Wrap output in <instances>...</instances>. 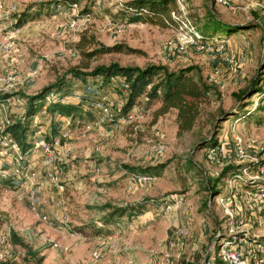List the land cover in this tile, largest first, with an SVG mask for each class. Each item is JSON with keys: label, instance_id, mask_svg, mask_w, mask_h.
Masks as SVG:
<instances>
[{"label": "rangeland", "instance_id": "obj_1", "mask_svg": "<svg viewBox=\"0 0 264 264\" xmlns=\"http://www.w3.org/2000/svg\"><path fill=\"white\" fill-rule=\"evenodd\" d=\"M66 1L77 2L79 6L75 29L59 28L72 15L66 3L57 7L55 0H11L16 9L1 19L3 33L18 32L13 39L14 51L0 56V74L15 71L20 81L17 94L24 97L25 106L27 94L54 82L68 68L85 62L86 58L80 50L93 49L99 52L89 60V70L113 62L120 66L139 67L156 64L172 70L196 66L202 77L218 88L220 95L212 97L206 105L198 127L183 135L177 134L174 110L155 118L153 112L157 105L146 106L144 101L130 109L131 118L114 119L102 128L92 125L99 115L95 111L93 116L83 117L80 122L75 119L69 126L67 141L59 138L65 125L63 117L47 119L41 115L39 121L46 129V141L54 148L68 143L70 149L66 157L55 164V168L43 163V154L36 150V158L29 170L34 174L31 179H0V237L8 235L12 253L6 263L156 264L155 259L161 257L174 230L185 227L189 235L182 250L181 264H185L184 258L187 257L193 258L192 264H203L207 250L209 252L216 245L217 237L223 235L222 230L225 231L219 197H224L245 218L244 227L248 234L244 248L257 255L253 245L259 242L264 245V208L251 203L249 196L264 188V174L257 175L253 180L248 178V174L255 175L256 166L264 165V118L237 121L230 115V108L239 105L234 94L243 90L253 76L264 70V0H253V6L237 11L214 4L213 0H185V11L200 18L206 5L215 6L226 21L258 18L253 22H258L261 28L253 25L227 34L224 27L217 34L239 40L243 53L232 55L231 40H228L225 53L217 52L220 58H228L226 62L229 65L221 66L222 70L212 64L215 50L199 52L189 47L185 54L166 52L167 44L180 38L178 32L142 22L126 23L121 15H117L118 6L124 0ZM19 19L22 24L17 26ZM82 35L86 42L78 48ZM113 46H121V49L105 50ZM238 57L243 64L234 69ZM34 67L37 68L35 76L31 75ZM100 91L108 97L119 96L111 86ZM74 93L71 90L69 95ZM263 94L252 93L246 99L243 96L241 100L246 105L240 113L254 110L262 104ZM220 110H227L230 118L218 125ZM9 116L15 120L16 116H21V111ZM215 133H218L217 144L222 141L230 149L235 134L244 139L254 138L263 149L249 151L252 162L237 160L232 154L221 164L210 162L206 156L208 148H200L199 140ZM31 141L34 139L29 135L28 143ZM158 142H164V151L162 154L151 153ZM159 165L164 167L158 175L141 174L126 168ZM245 167L247 171H243ZM54 171L60 183L64 184L62 192H58L49 180L48 172ZM135 175H149L152 179L135 183L132 179ZM130 184L133 189H129ZM210 186L217 191L212 193ZM31 190L35 191L33 195ZM165 195H177L179 202L172 201L169 210L161 211L155 201ZM57 199L62 200L67 219L65 223L50 224L40 216L51 215ZM136 202L147 203V213L134 219V230L115 239L103 261L92 260V248L100 237L106 236L96 235L91 230L93 225L100 226L104 211L99 207ZM129 220L126 216L122 218V223L117 219L116 226H125ZM110 228L112 233L114 229ZM12 231L24 245L14 242ZM140 242L145 244L144 248L138 245ZM123 245L128 248H121ZM176 255L173 254V264H176Z\"/></svg>", "mask_w": 264, "mask_h": 264}, {"label": "trees", "instance_id": "obj_2", "mask_svg": "<svg viewBox=\"0 0 264 264\" xmlns=\"http://www.w3.org/2000/svg\"><path fill=\"white\" fill-rule=\"evenodd\" d=\"M55 1L68 4L66 0ZM213 2L216 4L215 0ZM117 11V15H121L126 23L142 22L160 28H171L176 31L182 20L187 18L200 32L203 41H211L214 38L227 39V36L217 35L224 27L227 29V34L237 30L248 29L253 25L261 28L258 22H253L254 19H258L254 17L243 21H226L217 12L215 6L210 8L209 5H206L201 18L193 16L185 10H180L178 0H124L119 4ZM21 24L22 20H17L16 25L20 26ZM262 29L264 30V27ZM85 42V36L82 35V42L78 45V48L84 46ZM120 47L113 46L105 50H120ZM80 52L86 58V61L80 65L68 68L54 82L44 86L40 90L27 94L28 102L24 107L23 113L21 116H16L17 119L13 120L11 126L7 128L24 150L30 148L28 136L30 135L32 118L42 108L46 110L44 118L47 119L58 116L71 117L75 120L93 116V111L85 106L88 98L86 88L89 86H95L98 89L111 86L113 91L123 101L120 115L130 111L140 101H144L146 106H150L151 104L157 105L153 112L155 118L174 110L178 135H183L196 129L206 111V105L211 102L212 97L220 95L218 88L214 84L207 82L206 78L200 74V69L196 66H184L172 70L167 66L156 64L139 67L120 66L113 62L107 65H98L89 70V60L99 50H80ZM112 77H117L118 79L115 86H112ZM122 81L128 84L125 93L119 86V83ZM74 84H78L77 89L82 92L79 100L71 98L66 102H62L61 99L71 93ZM49 92H53L54 97L47 103L45 99ZM263 92L264 70H260L243 90L234 94L236 102H239V105L231 107V110L229 109L231 111L230 115L234 116V119L237 121L260 120L264 118V94L262 104L257 105L254 110L247 109L243 113H240L243 105H246L241 100L243 96L246 99L252 93ZM226 112L227 110L219 111L218 125L223 120L230 118ZM217 138L218 133L213 134L209 138H201L199 140L200 148L215 147L217 145ZM161 167H164V165L145 168L126 166V168L133 171H140L141 174L149 173L150 175H158ZM227 170L228 167L223 172L225 173ZM210 189L212 193L217 191L214 186H210ZM146 207L147 203L145 202L127 203L121 206L104 204L99 207L104 211L100 218V226L93 225L91 226V230L96 235H107L111 233L110 227L118 223L117 219H119V222L125 216L127 219H131L145 212ZM11 234L15 243L24 245L21 240L15 237L13 231ZM0 264L8 263L0 261Z\"/></svg>", "mask_w": 264, "mask_h": 264}, {"label": "built area", "instance_id": "obj_3", "mask_svg": "<svg viewBox=\"0 0 264 264\" xmlns=\"http://www.w3.org/2000/svg\"><path fill=\"white\" fill-rule=\"evenodd\" d=\"M215 2L228 7L231 11L244 10L254 5L253 0H215ZM64 5L65 4L60 2L56 3L57 7ZM66 5L71 11L72 18L68 19L64 23H61L59 28L64 30L75 29L78 21V18H76L79 8L78 3L70 2ZM178 5L180 10H185V0H178ZM14 9H16V6L11 3V0H0V56H7L15 49L13 39L18 30L3 33L1 25V19L3 17L6 18L7 14ZM177 32L180 35V38H178L175 43L169 42L166 46V52L176 51L178 54H185L186 50L189 47H192L199 52H212L215 50L216 52L225 53L228 47V40L225 38H214L211 41H203L200 32L187 18L182 20ZM242 54L243 53L241 52L240 55ZM242 64V59L238 57L234 64V69L240 68ZM36 74L37 68L34 67L31 75L35 76ZM117 80V77H112V86H115ZM19 84V77L15 71L10 70L0 74V179L5 181H14L16 179H24V181H26L31 179L34 174L29 170L36 158V156H34L36 150H40L43 154V163L47 166H53V168H55V164L65 158L70 149L68 143L63 146H59V148H54L51 143L46 141V129L39 121V117L41 115L45 116V108L38 111L32 118L30 136H32L34 141L29 142L30 148L24 150L14 139L7 128L13 123L12 118L9 116L10 113H18L20 110L22 114L24 111L25 99L17 94ZM119 86L125 93L128 88V84L122 81L119 83ZM77 87L78 84H74L72 90H74L75 93L71 96L68 95L67 97L62 98L61 101L66 102L71 98L79 100L82 93H80L81 91L77 89ZM93 88L94 90H92ZM96 88L97 87L95 86H89L86 88L88 98L85 104L89 110L95 111L99 114L98 117L92 121V125L95 128H102L109 121H113L114 119L122 120L132 117V114L129 111L120 115L123 101L119 96L115 97L111 95L108 97L106 93L100 91L101 89ZM53 97V92H49L46 95V102L48 103ZM63 120L65 121V125L59 133V138L67 141L70 135L69 126L74 119L71 117H63ZM81 120L82 119H77L78 122ZM164 149V142H158L157 145L154 146L153 150H151V153L162 154ZM253 149L262 150L263 147L260 146L254 138L244 139L235 134L232 149L227 147L224 142L220 141L215 147L208 148L206 150V156L210 162L217 164L223 163L230 156V154H232L237 160L252 162L253 158L249 156V151ZM3 163L8 165V167H5ZM243 171H247V168H243ZM259 174H264V165L262 164L256 166L255 175L248 174V178L250 180L256 179ZM48 177L58 192H62L64 190V184L60 183L58 175L55 171L48 172ZM132 179L133 182L137 183L147 182L151 180L152 177L149 175H135ZM131 184L129 185V189H133V185ZM30 193L33 195L35 191L31 190ZM249 197L251 199V203L258 205L260 208H264V188L258 190L256 193L250 194ZM218 199L225 217V231L222 230L223 235L221 237H217V243L211 250H209L204 264H263L264 245L260 242L253 245L256 247L255 252H257V255H254L252 250H249L248 248L246 251L244 243L246 241L248 231L244 227L246 224L245 218L241 213L233 209L224 197H219ZM172 201L175 203L179 202L177 195H165L155 202H157L161 211H165L171 208ZM55 206L56 208L51 211V215L42 214L40 217L43 220L48 221L50 224L58 222L65 223L67 213L62 207V200L57 199ZM138 216L139 215L132 217L125 226H116L111 234L100 237L90 252L91 259L95 261H103L106 258L108 249L115 239L120 238L125 232L134 230V219ZM188 235L189 232L187 228H176L171 234V237L167 239V243L162 250L161 257L155 259L156 264H173L172 261L174 260V253L175 255L177 253L175 256L176 264H181V254L182 250L186 246ZM7 236L0 237V261H7V259L9 260L12 257L10 243ZM184 260L185 264L193 262L192 257L184 258Z\"/></svg>", "mask_w": 264, "mask_h": 264}, {"label": "crops", "instance_id": "obj_4", "mask_svg": "<svg viewBox=\"0 0 264 264\" xmlns=\"http://www.w3.org/2000/svg\"><path fill=\"white\" fill-rule=\"evenodd\" d=\"M210 8H212V6L210 7ZM227 40H231L230 41V44H232L231 45V50L233 51L232 52V55H234V53H235V55L238 53V52H241V49H242V46H241V44H240V42H239V40H237V39H234V38H229V37H227ZM233 41V42H232ZM232 55H229V56H232ZM226 59V60H225ZM227 57L226 58H220L219 57V54H217V52L215 53H213V56H212V59H211V61H213L212 62V64H215L217 67H218V69H221V66L223 67V66H228L229 65V63L228 62H226L227 61ZM215 70H216V68H215ZM222 70V69H221ZM147 210H145V212H146ZM145 212H143L142 214H140L139 216L140 217H143V215L144 214H146ZM139 217V218H140ZM135 222H139V220H136ZM121 223H122V221H121ZM116 224L117 223H115V224H113V226H112V229H114V227L116 226ZM120 224V223H119ZM201 231V230H200ZM130 232V231H129ZM188 232H189V230H188ZM141 248H144L145 246V244H142L141 242L138 244ZM125 247V248H124ZM165 247V246H164ZM121 248H124V249H127L128 248V246H122ZM145 249H148V248H145ZM164 249V248H163ZM125 252V251H124Z\"/></svg>", "mask_w": 264, "mask_h": 264}, {"label": "water", "instance_id": "obj_5", "mask_svg": "<svg viewBox=\"0 0 264 264\" xmlns=\"http://www.w3.org/2000/svg\"><path fill=\"white\" fill-rule=\"evenodd\" d=\"M210 1H212V0H210ZM207 255H208V250H207V252H206V254H205V256H204L203 264H204V262H205V259H206Z\"/></svg>", "mask_w": 264, "mask_h": 264}]
</instances>
